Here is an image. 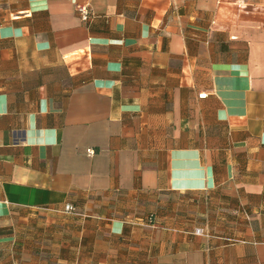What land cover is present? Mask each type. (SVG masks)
I'll use <instances>...</instances> for the list:
<instances>
[{
    "label": "crops",
    "instance_id": "1",
    "mask_svg": "<svg viewBox=\"0 0 264 264\" xmlns=\"http://www.w3.org/2000/svg\"><path fill=\"white\" fill-rule=\"evenodd\" d=\"M0 264H264V0H0Z\"/></svg>",
    "mask_w": 264,
    "mask_h": 264
},
{
    "label": "built area",
    "instance_id": "2",
    "mask_svg": "<svg viewBox=\"0 0 264 264\" xmlns=\"http://www.w3.org/2000/svg\"><path fill=\"white\" fill-rule=\"evenodd\" d=\"M77 9H78V11H79V13L81 15V18L83 20H85V21L88 20L91 17V15H92L89 6L86 5V4H84V5L78 4L77 5ZM203 95H205V94H201V96H203ZM89 153H91V154L94 153V150L90 148L89 149ZM65 210L66 211H74L75 210V207L72 204H66ZM194 233L195 234H198V235L205 234L204 229L201 228V227L196 228Z\"/></svg>",
    "mask_w": 264,
    "mask_h": 264
}]
</instances>
